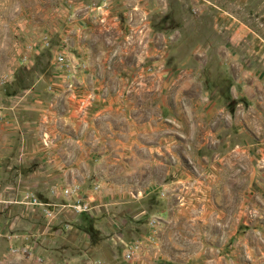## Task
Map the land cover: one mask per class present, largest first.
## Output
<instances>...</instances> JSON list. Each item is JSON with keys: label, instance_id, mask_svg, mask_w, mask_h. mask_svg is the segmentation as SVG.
Masks as SVG:
<instances>
[{"label": "rangeland", "instance_id": "rangeland-1", "mask_svg": "<svg viewBox=\"0 0 264 264\" xmlns=\"http://www.w3.org/2000/svg\"><path fill=\"white\" fill-rule=\"evenodd\" d=\"M83 76L105 94L75 95ZM38 78H67L82 113L123 110L91 190L0 194V264H264V0H0V105ZM21 205L40 237L22 240Z\"/></svg>", "mask_w": 264, "mask_h": 264}, {"label": "crops", "instance_id": "crops-1", "mask_svg": "<svg viewBox=\"0 0 264 264\" xmlns=\"http://www.w3.org/2000/svg\"><path fill=\"white\" fill-rule=\"evenodd\" d=\"M93 32L92 29L88 32L86 30L84 35L89 37ZM78 35L80 34L73 35V47L87 50L90 44L79 42ZM67 80L51 78L52 85L49 89L45 78H38L30 89L20 95L18 101L11 105H0V175L14 176L19 180L17 186L16 183L8 185L2 182V196H17L29 191L35 193L37 189L47 194L60 195L70 184L76 183L82 184L83 188L89 191L92 180L97 181L102 177V169L95 170L92 166V163H100L101 159L95 156V149L102 147L104 143L101 135H106L102 127L109 124L108 116L123 108L115 94L108 98L103 96L88 113H82L75 107L71 93H65ZM78 80L80 88L75 89L73 93L80 98L90 90L105 94V78L91 80L93 87L85 83L89 78L83 76L77 78ZM177 96L178 94L175 98H182ZM60 97L71 102L67 106L54 107V101L46 99ZM58 121L60 125H57ZM47 133L56 136V139L49 146H44L43 137ZM32 179L36 182L30 183L29 180ZM5 203L7 204H2V207L8 208L10 214L17 210L16 205ZM19 209L28 215L20 217L24 229L22 240L30 239L32 233L40 237L44 225L37 214L39 207L21 205ZM64 210L68 211L67 206H64ZM58 221L60 223V219Z\"/></svg>", "mask_w": 264, "mask_h": 264}]
</instances>
